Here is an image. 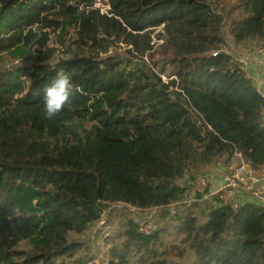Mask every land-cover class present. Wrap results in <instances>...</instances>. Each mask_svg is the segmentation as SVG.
I'll use <instances>...</instances> for the list:
<instances>
[{
    "label": "trees",
    "instance_id": "1",
    "mask_svg": "<svg viewBox=\"0 0 264 264\" xmlns=\"http://www.w3.org/2000/svg\"><path fill=\"white\" fill-rule=\"evenodd\" d=\"M107 1L109 16L94 0H0V62L23 63L0 67V264H65L83 248L68 233L110 204L163 208L235 153L264 164V101L226 50V36L264 46V0ZM59 70L79 91L48 119ZM120 226L108 264H264L256 203H195L148 236Z\"/></svg>",
    "mask_w": 264,
    "mask_h": 264
},
{
    "label": "built area",
    "instance_id": "2",
    "mask_svg": "<svg viewBox=\"0 0 264 264\" xmlns=\"http://www.w3.org/2000/svg\"><path fill=\"white\" fill-rule=\"evenodd\" d=\"M92 9H97L100 14L108 15L110 6L107 0H94ZM158 31V30H157ZM160 31V29H159ZM162 32V31H161ZM162 43V41L160 40ZM53 46V44H51ZM257 55L264 56V46H258L255 49ZM56 54L60 55L57 51ZM216 55V53H213ZM243 67V73L247 80H250L256 92L264 101V75L252 74L248 70L245 60L237 58ZM174 77L167 78L161 76L164 83ZM175 79V78H174ZM178 91L176 88H174ZM262 121L264 123V111L262 113ZM234 159L238 162L233 173H223L221 175V182L216 183L213 178L209 176H196L191 181L188 180V185L183 196L164 206L163 208H138L125 204L122 202L112 203L103 212L100 220L93 225L92 230L96 227L100 228L103 225V217L109 215L112 209L118 212L132 213L133 222L139 234L148 236L152 234L157 226L154 218L157 211H163L167 219H175L176 216L182 211L191 207L195 203L211 202L212 205L217 203L228 207L232 211H236L239 206V195L244 194L250 196L254 201L262 202L264 195V164L257 168L251 167L247 164L239 153L234 154ZM214 200V202H212ZM114 211V210H113ZM96 259V258H95ZM96 260L92 259L86 264H95Z\"/></svg>",
    "mask_w": 264,
    "mask_h": 264
},
{
    "label": "rangeland",
    "instance_id": "3",
    "mask_svg": "<svg viewBox=\"0 0 264 264\" xmlns=\"http://www.w3.org/2000/svg\"><path fill=\"white\" fill-rule=\"evenodd\" d=\"M158 31H155L154 34ZM153 36L154 35H152V37ZM226 40H227L226 50L229 51L233 56L237 57L236 54L237 52L239 53L241 52V48L234 46L228 36H226ZM153 42H155V39H153ZM156 42L157 44L161 43L160 41H156ZM49 44H53L56 48H59V46L54 43V40L52 37H50ZM244 52L245 50L242 49V53ZM3 58L4 59L0 62V67L8 68L11 66L23 65V63H20L21 62L20 59L17 60L18 63H16V60H13L9 57L3 56ZM162 68L164 69L163 76L167 77L170 74L171 69L169 67H163L162 64H160L158 66V69L160 70ZM216 171H217L216 174H219L221 172L220 170H216ZM209 174L207 173L206 175H209ZM209 177L215 178L214 175L209 176ZM32 204H35V203L32 201ZM119 218H122V219L126 218V219H131V220L133 219L132 213H128L124 211L118 212L116 208V209H112L109 215L107 214V216L103 217V225L100 228L96 227L95 229L92 230L93 227H91L87 232L81 234L80 236H76L70 233V235H68L69 240L74 241L73 239H75V240L80 241L83 244V248L80 251L76 252L71 257L70 260L67 259L65 263L66 264H86L88 261L94 259L96 260L95 264H108L109 249L113 245H116L122 242L121 234L124 232V230L120 226ZM170 221L171 220L167 219L163 211H160V212L157 211L156 217L154 218V222H156L155 224H157L156 226L166 224L167 222H170Z\"/></svg>",
    "mask_w": 264,
    "mask_h": 264
},
{
    "label": "clouds",
    "instance_id": "4",
    "mask_svg": "<svg viewBox=\"0 0 264 264\" xmlns=\"http://www.w3.org/2000/svg\"><path fill=\"white\" fill-rule=\"evenodd\" d=\"M28 83L31 84L30 79H28ZM43 91L45 116L52 119L63 111L65 105L70 103V98L74 92L79 91V89L73 84L71 73L59 70L49 86ZM14 214L19 215V208L14 209Z\"/></svg>",
    "mask_w": 264,
    "mask_h": 264
},
{
    "label": "crops",
    "instance_id": "5",
    "mask_svg": "<svg viewBox=\"0 0 264 264\" xmlns=\"http://www.w3.org/2000/svg\"><path fill=\"white\" fill-rule=\"evenodd\" d=\"M236 56H237V58H240V59L245 60L247 66H248V70H249L250 73H252V74H258V75H264V56L257 55L256 52H255V50H252V51H246L245 50L244 53H242V51L240 53L237 52ZM237 164H238V162L234 159V163H232V165L228 168V172H220L219 174H216L214 176L215 178H213V180H215V182L217 184L220 183L221 182V175L223 173H233L234 172V169H235V167H236ZM238 199H239L240 205L241 204H244V203H247V202H252V203H256V204H259V205L264 206V195H263V201L262 202L254 201V199H252L250 196L244 195V194H240L239 197H238ZM121 212H123V210H121ZM121 219L122 218H119V221ZM93 225H95V224H93ZM87 231H84L83 233H85ZM70 233L73 234V235H76V236H80L81 234H83V233L77 234V233H74V232H69L68 235H70ZM121 235H122L121 238L124 240V233H122ZM122 239H121V241H123ZM73 240L76 241V242H80V241L75 240V239H73Z\"/></svg>",
    "mask_w": 264,
    "mask_h": 264
},
{
    "label": "water",
    "instance_id": "6",
    "mask_svg": "<svg viewBox=\"0 0 264 264\" xmlns=\"http://www.w3.org/2000/svg\"><path fill=\"white\" fill-rule=\"evenodd\" d=\"M183 185H184V187H187V185H188V179H184L183 180Z\"/></svg>",
    "mask_w": 264,
    "mask_h": 264
}]
</instances>
